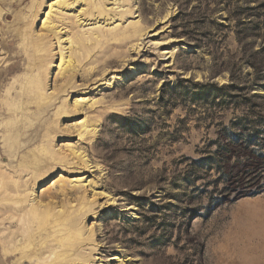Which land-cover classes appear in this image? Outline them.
I'll return each instance as SVG.
<instances>
[{"label":"rangeland","instance_id":"rangeland-1","mask_svg":"<svg viewBox=\"0 0 264 264\" xmlns=\"http://www.w3.org/2000/svg\"><path fill=\"white\" fill-rule=\"evenodd\" d=\"M247 8L259 35L238 43L229 16ZM250 42L264 0H0V203H50L33 216L61 219L73 264H264ZM230 72L233 90L199 86ZM249 84L253 113L230 98Z\"/></svg>","mask_w":264,"mask_h":264},{"label":"bare ground","instance_id":"bare-ground-1","mask_svg":"<svg viewBox=\"0 0 264 264\" xmlns=\"http://www.w3.org/2000/svg\"><path fill=\"white\" fill-rule=\"evenodd\" d=\"M50 21L52 22V20ZM51 22L46 19L43 23V26H45V29L48 31L52 30V28L49 27L52 25ZM61 62H63L62 56ZM66 62L69 63V60ZM19 182L16 181L11 188L14 190L15 188L21 187ZM4 194L5 190L2 189L0 192V202L5 198ZM11 200H13V204L0 203V247L2 248L0 251V264H73V259L68 253L65 242L63 241L65 238L62 236L63 229L60 227L61 219L56 215L53 219L56 217L60 219L59 221L55 219L54 224H52L53 220H51V226L43 227L42 224L44 223V219H42L41 223L38 222L40 221L38 217H36L38 219L37 221L33 216H38V214L40 216L41 212L47 213L51 208V204L46 203L43 205L40 201L37 202V204H31L30 208H28L17 203L18 201L16 199ZM18 213L20 216H22V213L23 217H19L20 219L15 218L18 216ZM14 215L17 216L14 217ZM6 243L12 244L7 248L9 250L7 252L3 249L7 245ZM64 249L67 251H64ZM47 251H50L53 256L44 259L43 254Z\"/></svg>","mask_w":264,"mask_h":264},{"label":"trees","instance_id":"trees-1","mask_svg":"<svg viewBox=\"0 0 264 264\" xmlns=\"http://www.w3.org/2000/svg\"><path fill=\"white\" fill-rule=\"evenodd\" d=\"M248 10H243L240 11L239 9H237L234 14L232 16L229 17H234L233 19H235V23H234V36L235 39L237 40V42H241L242 40L246 39L249 36H258L259 32L257 31V26H259V21L258 20H248L247 22H242L241 21V17L243 15L247 16L248 18L251 17L252 14L251 12H247L249 11L251 8H247ZM213 12V10L211 11ZM182 13V9L179 11V15ZM251 13V14H250ZM228 17V19H229ZM213 24L217 27H221L222 24L219 23H215L213 22ZM196 25L199 26L200 23L196 22ZM256 29V31H255ZM193 30H187V32H182L183 34H185L187 37H192L194 38V42L198 47H207L208 49L210 48V43L207 40H204L201 37H197L196 34H193ZM201 33H205L206 32L202 31ZM217 49V48H216ZM247 58H245V61L253 68V70L256 72L264 69V46L259 50V51H252V43H248V52L246 53ZM224 65V64H223ZM226 66V63H225ZM230 80L231 82L228 84H222L220 86H217L216 84H211V85H204L201 84L199 86H215L217 87V89L219 91H223V90H233L236 86V83H239L236 81V78L234 76V74L232 72H230ZM248 87L246 89H244V97L242 98V96L240 95L239 91H234L230 94V98L231 100L234 102L235 105L240 103V100L242 102H248V111H252L251 113H253L255 111V106L254 103L251 102V99L254 98L255 96L249 93L251 84L247 85ZM239 90H243V88L239 89ZM219 154L217 155V160L222 159L223 155L221 153H216Z\"/></svg>","mask_w":264,"mask_h":264}]
</instances>
